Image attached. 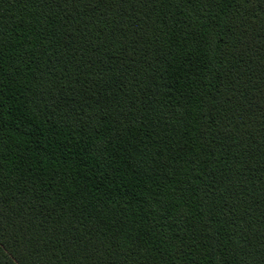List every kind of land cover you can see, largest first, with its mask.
<instances>
[{
  "label": "trees",
  "instance_id": "16d2710c",
  "mask_svg": "<svg viewBox=\"0 0 264 264\" xmlns=\"http://www.w3.org/2000/svg\"><path fill=\"white\" fill-rule=\"evenodd\" d=\"M0 264H264V0H0Z\"/></svg>",
  "mask_w": 264,
  "mask_h": 264
}]
</instances>
